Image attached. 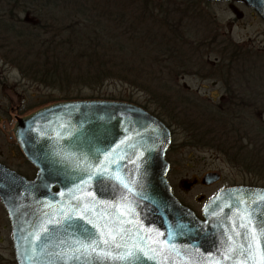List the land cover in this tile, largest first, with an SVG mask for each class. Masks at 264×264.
<instances>
[{
    "label": "water",
    "instance_id": "95a60500",
    "mask_svg": "<svg viewBox=\"0 0 264 264\" xmlns=\"http://www.w3.org/2000/svg\"><path fill=\"white\" fill-rule=\"evenodd\" d=\"M238 1L264 20V0ZM14 133L38 168L28 179L0 162V197L17 264H86L83 257H68L77 239L96 233L89 220L118 221L129 237H146L156 259L139 264H253L247 252L237 254L247 242L241 216L257 236L261 252L255 262L261 264L264 187H225L198 217L167 177L171 131L145 107L115 99L61 100L19 118ZM220 178L210 172L203 183ZM196 182L182 186L188 190Z\"/></svg>",
    "mask_w": 264,
    "mask_h": 264
},
{
    "label": "rangeland",
    "instance_id": "374dc122",
    "mask_svg": "<svg viewBox=\"0 0 264 264\" xmlns=\"http://www.w3.org/2000/svg\"><path fill=\"white\" fill-rule=\"evenodd\" d=\"M141 1L146 3L153 1L154 7L161 6L167 13L168 4H176L175 16L181 19L186 30L184 34H187L184 40L202 42L200 45L186 44L184 46V49L190 52L191 57L190 54H183L182 64L184 66L183 69H179V75L172 77L170 73H166L167 76L163 78L164 82L166 81L164 89L155 86L153 91L158 98L154 100L151 98V100L148 97L149 92L119 80L107 81L103 86L96 88L78 84L75 88L70 86L63 90L60 86L48 85L37 75L41 72L39 67L43 63L22 60L17 48L20 46L17 34L2 30L0 32V114L1 108L6 104L9 106L11 104L13 107L21 104L22 114L29 113L41 108L44 104L63 100L71 91V95L77 93L82 98L90 96L112 99L127 98L148 106L150 110L156 111L158 107L164 119L174 127V154L172 153L171 156L174 164L171 181L175 185L176 193L194 209L200 211L202 208V204L198 203L195 198L198 195H206L205 204L208 197L222 187L242 183L264 184V180H259L257 174L247 172L234 158H249L251 155L250 140L253 142L262 140L264 133L259 132L258 116L249 120L248 123L246 121L249 118L246 115L236 117L234 122L241 127L243 137L236 138L235 136L237 140H233L229 139L233 134L230 128L226 136L222 131L219 134L217 128L220 125L215 123L214 116L208 111L211 105L223 99V93L227 92L226 87L229 83V87L232 86L234 91L242 96L244 102L250 105L240 111L251 115L253 111L260 110L259 115H263L260 117L264 119V20L259 15L254 17L247 12L245 14L243 12V17L240 18L227 6L226 2L206 4L199 0H137L134 9H140ZM162 1L164 3L160 4ZM14 4L16 9L12 6ZM94 4L93 0H15L8 5L10 8L7 10L14 13L20 12V16L24 18L22 20L25 21L24 26H29L30 32L35 29L32 28V23L40 19L48 25L47 29H44L48 36L54 33L57 25L79 22L81 19L88 21L89 17L85 12L77 14L76 11ZM6 5L7 3H4L3 6ZM7 10L3 12L4 19L9 17ZM156 16L161 17L160 14ZM11 24L8 26L9 30L13 28L19 32L23 29L20 24L13 26ZM86 24L90 25V22ZM39 28L40 31L37 34L40 35L42 28ZM67 34L68 32H64V35ZM231 43L240 45L245 53H240L242 64L233 68L234 72L237 70L234 73L235 77L228 83H224L221 80L222 73L218 74L217 71L222 66L225 68L226 63L219 67H214V64L218 63L219 58L220 60L223 58L226 49L224 47L231 50V46H228ZM219 45L222 46L219 47ZM191 48L194 52L190 50ZM247 50L251 52L248 53ZM223 75L226 76V74ZM194 91H198L201 96L197 97ZM164 92L169 98L163 97ZM173 93L184 94L186 101L177 106L179 99L174 100ZM205 96L208 98H203ZM203 105L207 107L208 112L202 113ZM166 107L167 110H165ZM2 141L4 139L0 135V144H6ZM235 143L238 145L235 146ZM3 150L6 151V148ZM207 170L220 173L221 179L210 187L195 186L186 194L182 191L178 185L180 181L190 182L193 180V175L202 174ZM7 217V212L0 200V236L4 238L11 235V224ZM6 242L7 239L4 243H0V264H16L13 254L8 250L9 243Z\"/></svg>",
    "mask_w": 264,
    "mask_h": 264
},
{
    "label": "trees",
    "instance_id": "16d2710c",
    "mask_svg": "<svg viewBox=\"0 0 264 264\" xmlns=\"http://www.w3.org/2000/svg\"><path fill=\"white\" fill-rule=\"evenodd\" d=\"M135 1L137 0H93L95 2L93 6L79 8L76 11L77 14L85 12L89 17L88 21L81 19L79 22L57 25L54 33L48 36L44 30L48 25L40 19L32 23V28H35L33 32H30L29 26H24V20H19L23 29L18 32L12 28L11 31L19 38L20 46L17 48L20 51V58L42 62L43 65L39 67L41 72L37 73L39 79L48 85L60 86L63 90L70 86L75 88L78 84L96 88L103 86L107 81L119 80L149 92V99L154 100L158 97L153 89L155 86L164 89L166 81L164 82L163 78L167 76L166 73L175 77L183 69V54H190L184 46L200 45L202 42L184 40L187 34H184L186 30L181 19L175 16L176 4H168L167 11L170 13L168 14L161 6L159 11H156L154 9L156 7L151 6L148 1L147 3L141 1L140 9H134ZM156 14H160L161 17ZM86 22H90V25ZM39 27L42 28L40 35L37 34L40 31ZM64 32H68L69 35H64ZM229 45L232 51L224 47L226 49L221 60L241 61L240 53H245L241 46L235 43ZM190 50L194 52L192 48ZM189 56L191 57V54ZM70 93L72 91L63 99H84L77 93L73 95ZM162 94L164 98H169L165 92ZM183 95L172 94L174 100L179 99L177 106L186 101ZM93 97L112 99L96 96H90L88 99ZM143 106L149 109L148 106ZM246 106L250 105L245 103L243 98L241 100L226 97L208 108L209 113L214 116L215 123L220 125L217 128L219 134L222 131L226 136L230 128L233 134L229 139L237 140L236 138L243 137L241 127L234 122L236 117L241 115L249 118L246 123L258 116L259 132L264 133V119L260 117L263 115H259L260 110L253 111L251 115L244 114L240 109ZM201 110L202 113L208 112L205 105ZM151 111L166 121L158 107L156 111ZM249 150L251 154L249 158L234 157L235 161L240 162L247 172L257 174L259 180H264V135L261 141L250 140Z\"/></svg>",
    "mask_w": 264,
    "mask_h": 264
},
{
    "label": "flooded vegetation",
    "instance_id": "af4514ba",
    "mask_svg": "<svg viewBox=\"0 0 264 264\" xmlns=\"http://www.w3.org/2000/svg\"><path fill=\"white\" fill-rule=\"evenodd\" d=\"M13 1H15V0H0V32H2V30L4 32L5 31H11V30H9L10 27H8L10 23H12L11 26H13L14 24L15 25H19V24H21L19 22V20L24 19V18H22L20 16V12H15L14 13V12H11V11L9 12V10H7L8 8H10L8 5L11 2H13ZM199 1L202 2V3H206V4H213V3H218V2H221V3L222 2H226L228 4L227 6H229V8H231L237 14V16L240 17V18L243 17V12H244V14H245V12H247V13H249V15H251V16L253 15L254 17H257V15H258V13L256 12L255 9L249 7L244 2L238 1V0H199ZM4 3H7V5H6L7 7L3 6ZM163 3H164L163 1L160 2V4H163ZM149 4L151 6H154V2L153 1H150ZM12 6L16 9V7H15L16 5L15 4L12 5ZM154 9L158 11L159 7H156ZM6 10H7V13L9 15L8 19H4L5 15H4L3 12L6 11ZM221 46L222 45H219V47H221ZM223 63H226V66H224L225 68H223V66H222L221 68H219V71H217V73L218 74L222 73L221 80L224 83H227V82H229L231 79H233L235 77L234 73L237 70H235V72H234L233 68L237 67L238 64H242V62L241 61H236V60L222 61V60L219 59L218 63L214 64L215 65L214 67H219L220 65H223ZM223 74H226V76L223 75ZM226 89H227V92L223 93V98L231 97V98H239V99L242 100V96H240V94L238 92L234 91L232 86L229 87V83H228ZM194 92L197 94V97L201 96L198 91H194ZM203 98H208V97L205 96ZM1 110H2V112L0 114V116H1L0 117V123L2 124V128L0 129V135L4 139V141H2V142H5L6 144H0V162L5 164L6 166L12 168L13 170L19 172L20 174L26 176L27 178L33 179V177H35L36 174H37L38 168L34 164H32V162L26 157L25 154H23L24 152L21 149V147H20V145H19V143L17 141V138L15 136V133H14L15 132V126L17 124L18 119L29 115L31 112L22 114L21 104H18L16 107H13L11 104H10V106H9V104H6L5 106H3L1 108ZM24 111L25 110H23V112ZM165 124H167L169 126V128L171 129V132H172V135H171L172 136V143H171V145H170V147H169V149L167 150V153H166V159L168 160V162L170 164V168H169L167 177L169 179V182L172 185V190H173L174 194L179 198V200L183 204H185V205L189 206L190 208H192L193 210H195L196 215L203 219V217H202L203 207H205V204H206V202L208 200L207 199L205 201V204H204V199H206L205 198L206 195L205 194H201V195H198V196L195 197L196 200L198 201V203L202 204V208H200L201 210L198 211V210L194 209L191 205H189L186 202V200L183 199V197L179 196L176 193V190L174 189L175 185L171 181L174 160L172 159L171 156H172L173 147H174L173 144H174V138H175V136H174L175 135V131H174V127L170 123L168 124V122L166 121ZM2 147L6 148V151L3 150ZM211 171L212 170H207V171H205L202 174L193 175L192 179L193 180L197 179V183H195L188 190L182 188L183 181H180L178 183V185H180V187L182 188V191L185 194L189 193L193 189V187H195V186L210 187L212 185H215L214 183L211 184V185L203 184V181H202L203 176L206 173L211 172ZM244 184H246V185H260V186H264V184L242 183V185H244ZM215 194L213 193L211 196H213ZM210 197H208V198H210ZM199 199H201V200H199ZM7 218H9V217H7ZM6 239H7L6 243H9V249L8 250L13 254L15 262L17 264V260H16V257H15L12 229H11V235H8V237L4 238L3 236H0V243H4Z\"/></svg>",
    "mask_w": 264,
    "mask_h": 264
},
{
    "label": "snow or ice",
    "instance_id": "6c2138e0",
    "mask_svg": "<svg viewBox=\"0 0 264 264\" xmlns=\"http://www.w3.org/2000/svg\"><path fill=\"white\" fill-rule=\"evenodd\" d=\"M127 187V185H125ZM131 191V189H129ZM97 231L95 234H87L85 239H77L76 247L72 250V255L68 259L79 262L81 257L84 258L86 264H139L142 258L147 260H155L154 254L157 249L146 243V237L136 233L133 237L128 236V230L121 227L118 221H105L102 224L88 221ZM240 228H244L246 243L238 245V255L244 256L247 252V258L255 262V254L261 252L257 236L251 228V222H244L241 216ZM45 231H47L45 229ZM237 236L241 233L237 232ZM260 237H264V227L261 228ZM154 243V242H153ZM236 251V249H230ZM261 264H264V253H261Z\"/></svg>",
    "mask_w": 264,
    "mask_h": 264
}]
</instances>
